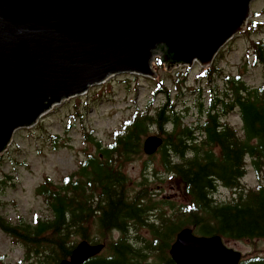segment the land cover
Masks as SVG:
<instances>
[{"label": "trees", "instance_id": "trees-1", "mask_svg": "<svg viewBox=\"0 0 264 264\" xmlns=\"http://www.w3.org/2000/svg\"><path fill=\"white\" fill-rule=\"evenodd\" d=\"M261 25L251 20L245 33ZM251 47L264 69V41L253 39ZM163 50L160 45L156 53ZM163 66L156 58L155 68ZM204 71L211 81L219 72L214 66ZM183 79H177L178 83ZM223 80V89L215 86L210 96L200 99V118L190 125L183 123L182 111L175 109L170 90L163 87L158 91L164 101L153 108H136L112 132L107 145L85 132V140L95 144L97 154L89 153L77 171L59 185L46 178L36 188L50 212L47 217L27 222L21 217L8 221L0 215V227L24 249L25 262L58 264L70 256L77 242L74 236L105 243L102 253L83 264H176L169 248L184 227L203 236L264 239V80L257 87L245 84L240 74L224 76ZM232 111L239 114L242 135L224 118ZM152 128L163 139L157 151L160 165L176 180L175 187L181 193L182 201L177 205L170 200L158 201L147 190V162L143 164V179L131 195L132 182L124 168L140 157L143 138ZM53 137L56 143L58 136ZM249 167L257 176L255 186L243 182ZM218 186L233 190L232 198L216 200ZM91 226L97 234H91ZM144 226L149 229V238L139 234ZM240 264H264V256H249Z\"/></svg>", "mask_w": 264, "mask_h": 264}, {"label": "water", "instance_id": "water-1", "mask_svg": "<svg viewBox=\"0 0 264 264\" xmlns=\"http://www.w3.org/2000/svg\"><path fill=\"white\" fill-rule=\"evenodd\" d=\"M251 1L0 0V153L15 131L32 128L53 104L111 75L155 76L151 63L160 45L165 70L195 59L209 66L243 31ZM162 142L146 137L144 153L152 155ZM104 246L79 241L58 264H83ZM169 255L176 264H239L241 257L219 236L187 227Z\"/></svg>", "mask_w": 264, "mask_h": 264}, {"label": "rangeland", "instance_id": "rangeland-1", "mask_svg": "<svg viewBox=\"0 0 264 264\" xmlns=\"http://www.w3.org/2000/svg\"><path fill=\"white\" fill-rule=\"evenodd\" d=\"M249 14V21L264 24V0H252ZM261 26L248 34L241 32L234 35L222 46L209 66L219 71L212 75V81L204 71L209 67H202L196 59L187 67L182 64L170 70H165L164 66L159 69L154 67L156 78L130 73L115 74L90 86L82 94L53 104L32 128L15 131L9 145L0 153V182H4L0 187V215L8 221L21 217L27 222H32L36 217H47L50 212L36 188L46 178L52 184L59 185L64 177L77 171L80 162L89 153L97 152L95 144L85 140L84 133H91L102 146L107 145L112 132L119 129L136 108L143 110L149 105L153 108L164 101L163 93L158 91L163 87L170 90L175 109L182 111L183 123L190 125L200 118V99L210 96V89H215V86L223 89L224 76L240 74L248 86L261 85L264 69L255 60L251 47L253 39L264 41V25ZM177 79H183L182 83L179 84ZM158 80L162 83L160 87L157 86ZM177 85L179 88H176ZM224 118L242 135V123L237 111L230 112ZM153 131L152 128L148 135L154 134ZM53 136H58L56 143ZM139 156L124 168L132 182L129 184L130 188L133 187L130 189L133 191L131 195L138 188L135 187L136 183L143 179V164L147 162V190L153 192L154 199L158 201L170 200L179 204L182 201L181 193L175 187L176 180L160 165V153L147 155L143 151ZM246 160L249 162V159ZM243 182L247 186H255L258 182L250 167ZM214 192L218 201H228L234 194L233 190L221 186ZM90 232L97 234L92 226ZM139 234L149 238L150 232L144 226ZM112 237L117 238V234L113 233ZM73 239L77 242L82 240L79 236ZM223 241L228 247L240 251L244 258L264 256L263 238H223ZM27 263L24 249L0 227V264Z\"/></svg>", "mask_w": 264, "mask_h": 264}]
</instances>
